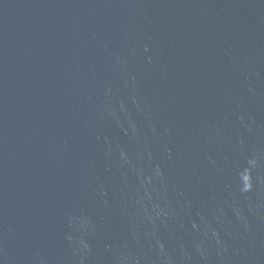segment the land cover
Returning a JSON list of instances; mask_svg holds the SVG:
<instances>
[{"label": "water", "instance_id": "water-1", "mask_svg": "<svg viewBox=\"0 0 264 264\" xmlns=\"http://www.w3.org/2000/svg\"><path fill=\"white\" fill-rule=\"evenodd\" d=\"M193 264H264V217Z\"/></svg>", "mask_w": 264, "mask_h": 264}]
</instances>
